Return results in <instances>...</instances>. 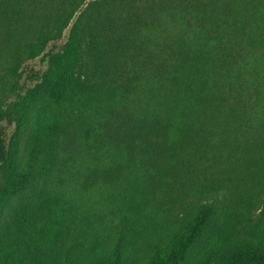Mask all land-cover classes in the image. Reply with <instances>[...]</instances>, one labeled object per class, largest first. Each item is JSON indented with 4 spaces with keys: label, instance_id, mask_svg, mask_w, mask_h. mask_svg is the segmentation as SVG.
<instances>
[{
    "label": "trees",
    "instance_id": "obj_1",
    "mask_svg": "<svg viewBox=\"0 0 264 264\" xmlns=\"http://www.w3.org/2000/svg\"><path fill=\"white\" fill-rule=\"evenodd\" d=\"M36 57L47 68L24 100L0 99V218L17 212L0 226V264L33 253L30 216L8 205L35 177L50 187L41 206L92 197L121 218L223 192L232 217L261 208L264 218V0H0V98ZM208 214L140 264H183ZM124 260L118 250L79 264ZM224 264H264V247H239Z\"/></svg>",
    "mask_w": 264,
    "mask_h": 264
},
{
    "label": "rangeland",
    "instance_id": "obj_2",
    "mask_svg": "<svg viewBox=\"0 0 264 264\" xmlns=\"http://www.w3.org/2000/svg\"><path fill=\"white\" fill-rule=\"evenodd\" d=\"M68 31L69 27L64 30L59 44L65 41ZM46 68L47 63L39 57L24 61L22 75L13 80L0 99L7 103L12 100L21 103L26 88L36 83L33 73L44 72ZM76 72H79L76 76L84 78L82 68ZM30 109L32 114L35 107ZM30 120L21 131L20 155L27 154L26 141H30L33 135L35 116ZM17 124L16 120L8 124L7 131L10 134L14 132ZM2 176L3 169H0V180ZM49 188L42 179L35 177L11 197L8 205L30 216L25 220V225L32 235L27 230L23 231L28 243L32 237L37 241L32 248L33 253L26 256L28 264H63L66 259H75L77 264L93 260L106 262L112 260L118 250L125 255L124 264H140L152 256L157 247L167 245L170 235L180 231L203 206L209 207L208 218L190 246L183 264H224L239 247L251 246L255 250L264 247L261 208L251 211L249 215L236 214L232 217V204L223 192L200 199L190 198L178 206L163 199L157 201L154 207L145 205L143 209H131L118 218L121 212L113 213L107 205L96 202L92 197H82L71 204L49 202L41 206L36 203L39 202L37 198L48 195ZM16 214L15 209L6 211L0 218V226L12 223ZM104 214L110 215V219H103ZM111 216L114 217L111 219ZM119 222H123V225H119Z\"/></svg>",
    "mask_w": 264,
    "mask_h": 264
}]
</instances>
